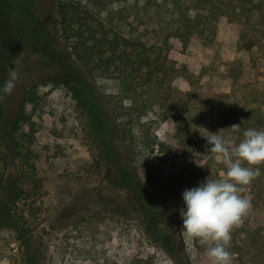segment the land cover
<instances>
[{
	"label": "rangeland",
	"instance_id": "1",
	"mask_svg": "<svg viewBox=\"0 0 264 264\" xmlns=\"http://www.w3.org/2000/svg\"><path fill=\"white\" fill-rule=\"evenodd\" d=\"M60 3L83 35L167 54L162 87L122 98L116 79L86 71L79 23L62 29ZM12 71L15 89L0 91V264H212L183 231L182 194L226 178L209 132L238 144L264 129V0H0V89ZM172 115L189 123L180 136ZM229 116L255 121L235 132L219 120ZM254 167L230 264H264V164ZM13 183L21 240L6 222Z\"/></svg>",
	"mask_w": 264,
	"mask_h": 264
},
{
	"label": "clouds",
	"instance_id": "2",
	"mask_svg": "<svg viewBox=\"0 0 264 264\" xmlns=\"http://www.w3.org/2000/svg\"><path fill=\"white\" fill-rule=\"evenodd\" d=\"M18 80V74L10 72L0 91L11 95ZM230 128L239 131L240 125ZM243 137L238 144H233L219 131L209 132L205 138L211 145L210 152L226 167V178L208 177L198 187L186 189L182 194L186 206L180 209L183 231L207 245L212 264H230L231 233L242 225L252 208L250 198L243 193L246 186L261 175L259 167L254 166L264 164V129H247Z\"/></svg>",
	"mask_w": 264,
	"mask_h": 264
},
{
	"label": "trees",
	"instance_id": "3",
	"mask_svg": "<svg viewBox=\"0 0 264 264\" xmlns=\"http://www.w3.org/2000/svg\"><path fill=\"white\" fill-rule=\"evenodd\" d=\"M68 8L69 6L63 3H60L57 8V13L61 16L60 23L64 31L67 30V28H70L73 23L78 24L80 22L79 17L74 13L68 15ZM82 25V23H79L77 30L74 31V35L77 39L72 45L75 48L76 57L84 63L86 71H97L98 74L104 77L116 79L120 83L123 91L122 98H132L136 93L144 94L152 91L153 87H162L165 81L164 76L168 73V69L165 66L167 54H165L161 58V61H159L160 54L154 56V52H152L151 49L153 45H147L140 41L123 38L117 33H114L111 37L106 32L97 36L95 33L96 30H89L87 35H83L80 30L81 28H79ZM193 26V24L190 25L189 23V27ZM34 29L37 30L38 26L34 25ZM176 36L181 39L183 37L184 40V34L176 33ZM53 79L56 78L53 77ZM169 88H171L170 85H168V89ZM184 93L190 94L189 91H184ZM28 101H32L30 94L25 96L23 103ZM23 107V104H21L16 117L12 121L10 129L13 132L18 129L19 123L27 120L26 117H24ZM1 115L2 108L0 109V116ZM172 116L177 122V134L178 130L180 131L184 128L187 130L189 123L187 125L181 124L178 121L177 116ZM219 120L223 126L226 125L228 130H233L230 127L234 124L240 125V129L249 125L253 126L255 121V119L250 120L249 117L237 121L231 116L227 119L221 117ZM178 136L180 135L178 134ZM187 140L191 142V136L188 137ZM12 191V199L7 210L10 219L6 222L7 226L17 233L18 240H21V227L18 224V219L14 218L11 203L15 204L20 198V193L22 191L16 183H13ZM22 243H26L25 240H22Z\"/></svg>",
	"mask_w": 264,
	"mask_h": 264
}]
</instances>
